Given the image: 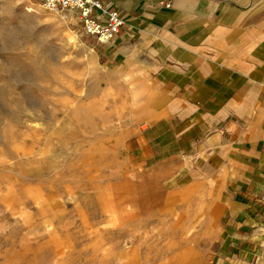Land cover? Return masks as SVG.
I'll return each instance as SVG.
<instances>
[{"label":"rangeland","instance_id":"rangeland-1","mask_svg":"<svg viewBox=\"0 0 264 264\" xmlns=\"http://www.w3.org/2000/svg\"><path fill=\"white\" fill-rule=\"evenodd\" d=\"M103 46L0 0V264H208L219 204L147 163L149 94Z\"/></svg>","mask_w":264,"mask_h":264},{"label":"crops","instance_id":"crops-1","mask_svg":"<svg viewBox=\"0 0 264 264\" xmlns=\"http://www.w3.org/2000/svg\"><path fill=\"white\" fill-rule=\"evenodd\" d=\"M103 1L125 20L102 55L149 94L147 163L219 204L208 264H264V0Z\"/></svg>","mask_w":264,"mask_h":264},{"label":"built area","instance_id":"built-area-1","mask_svg":"<svg viewBox=\"0 0 264 264\" xmlns=\"http://www.w3.org/2000/svg\"><path fill=\"white\" fill-rule=\"evenodd\" d=\"M50 11L70 10L77 14L83 34L100 44L111 42L124 24L125 14L109 7L103 0H32ZM173 0H165L170 6Z\"/></svg>","mask_w":264,"mask_h":264},{"label":"bare ground","instance_id":"bare-ground-1","mask_svg":"<svg viewBox=\"0 0 264 264\" xmlns=\"http://www.w3.org/2000/svg\"><path fill=\"white\" fill-rule=\"evenodd\" d=\"M30 10H31L30 8L27 9V11H30Z\"/></svg>","mask_w":264,"mask_h":264}]
</instances>
